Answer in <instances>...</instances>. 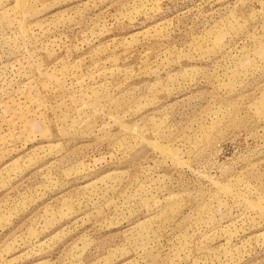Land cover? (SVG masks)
<instances>
[{"label": "rangeland", "instance_id": "1", "mask_svg": "<svg viewBox=\"0 0 264 264\" xmlns=\"http://www.w3.org/2000/svg\"><path fill=\"white\" fill-rule=\"evenodd\" d=\"M0 264H264V0H0Z\"/></svg>", "mask_w": 264, "mask_h": 264}]
</instances>
